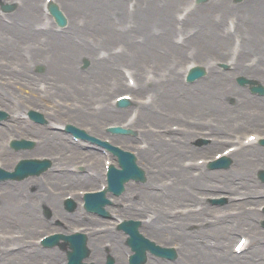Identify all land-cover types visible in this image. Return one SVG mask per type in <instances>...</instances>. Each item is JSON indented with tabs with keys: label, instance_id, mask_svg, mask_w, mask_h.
Wrapping results in <instances>:
<instances>
[{
	"label": "bare ground",
	"instance_id": "6f19581e",
	"mask_svg": "<svg viewBox=\"0 0 264 264\" xmlns=\"http://www.w3.org/2000/svg\"><path fill=\"white\" fill-rule=\"evenodd\" d=\"M23 1L26 2L25 8L8 15L10 23L0 20V32H3L0 40L6 44L4 47L0 42V55L10 60L23 57L21 67H14L13 73L10 70L5 72L17 74L22 81L10 84L6 81L9 79L7 75L0 74V80L5 81L0 82V106L8 113L9 125L22 119L31 108L41 111L48 125H43L41 129L42 124H39L38 131H32L34 129L25 128L21 124L13 126V132L18 137L37 135L34 148L22 151L17 156H51L56 169L67 168L76 157L94 159L97 155L94 151L82 152L60 129L70 123L87 129L91 135L101 137L105 134L103 123L106 120H121L122 114L127 112L112 106L111 99L115 92L130 91L132 97L138 99L136 94L147 95L152 91L155 101L149 105L141 104L142 114L138 120L127 123L130 127L140 129V143L136 147L138 163L144 166L149 179L140 187L132 186V193L137 191L132 205H123L119 210H111L112 213L117 218L128 215L142 218V232L167 239L173 243L170 245H178V252L183 256L175 264H264V231L253 223L260 214L257 207L264 201V184L256 177L258 169H264V162L259 148L250 149L255 148L259 138L248 144L241 137L236 140L238 146L229 153L232 157L236 155V158L232 160V169L226 172H208L203 164L193 162L199 154H210L215 149H221L220 141L211 142L202 148L191 145L193 138L199 136L193 131L208 129L207 126L203 129L200 122L206 112H212L225 125L224 128L214 127L217 132L228 131V106L217 100L223 93L226 96L235 93L226 82L228 78L242 75L248 80L253 78L264 84V39L261 34L264 31V0H256L254 3H251L253 0H246L233 9L236 17L241 20L238 32L242 36V45L233 64L241 71L231 76L220 72L213 62L215 53L222 57L229 54L231 36L219 30L222 22L208 15V12L204 14L199 11L196 14V10L182 7L181 0H56V6L68 24L60 27L61 32L57 28L53 30V24L46 29H43L42 23L34 25L42 14L40 0ZM211 2L207 0V3ZM131 3L136 6L135 12L129 10ZM222 7L226 13H232V5L224 4ZM188 24L191 27H184ZM199 27L204 33H200ZM175 31L182 35L185 46L192 48V61L200 62L212 72V77L201 80L203 82L191 88H185L180 82L186 48L175 45ZM247 55L255 57L256 66L245 64ZM128 62L134 68L132 74L137 80L135 86L124 82L122 75L117 73L122 66L129 69ZM83 63L87 65L82 66ZM3 64L0 57V67ZM40 65L44 67L47 76L34 75V68ZM148 67L153 68L151 70ZM40 77L48 80L45 82L48 85L46 88L42 87V80L38 79ZM72 90L83 97L85 104L91 98L99 100L100 111L93 113L85 104L84 109L70 108V104L65 101L72 96ZM178 92L182 93L181 97L176 95ZM215 92L218 94L214 95ZM251 104L262 114L256 118L257 113L247 110L248 104L235 108L244 120L240 129L261 128L262 132L264 101ZM175 124L179 129L169 135L160 131L170 129ZM49 126L61 128L50 131L47 129ZM5 133L1 128L0 134ZM124 139L117 137L115 140L126 142ZM57 154L60 155L59 159L54 157ZM8 155L3 156L4 162ZM48 179H52L51 183L45 185L32 181L34 190L29 191L30 196L26 199L20 197L19 190L29 188L28 180L25 186L15 187L10 184L9 189H4L5 193H0V229H7L3 236L7 246H0V264H37L39 259L48 257L53 260L49 264H57V259L63 255L57 250L45 254L27 248L29 240L48 224L47 220L38 215V200H44L43 206H49L70 224L79 223L74 219L78 213L72 216L61 209L60 196H51V205L48 198L43 199L44 190L56 189L55 194L60 191L63 194L67 187L79 183L77 179L65 169L52 174ZM156 187L162 188L169 195L155 191ZM209 188L219 189L228 197V203L224 206L226 210H222L221 216H216L212 210V215L205 217L207 207L202 204L203 198L206 199L205 194H208L204 190ZM127 196L129 188L125 194ZM247 205L251 206L246 208ZM177 208L184 210L179 212ZM233 208L244 210L242 213L237 212L236 216L226 214L227 210ZM152 214L154 217H151ZM233 219L239 222V228L231 225ZM90 222L94 223L92 219ZM192 224L200 225L201 228L192 230ZM18 227L23 230V235L17 231ZM235 232L247 233L252 237L246 243V247L251 249L250 254L237 256L233 251L229 254L228 246ZM94 235L105 236L106 233H94L90 241ZM98 243L99 240L95 239V244ZM9 246L19 249L16 253H9ZM92 250L94 256H104L105 251H101L99 245ZM147 264L174 263H154L149 260Z\"/></svg>",
	"mask_w": 264,
	"mask_h": 264
},
{
	"label": "rangeland",
	"instance_id": "374dc122",
	"mask_svg": "<svg viewBox=\"0 0 264 264\" xmlns=\"http://www.w3.org/2000/svg\"><path fill=\"white\" fill-rule=\"evenodd\" d=\"M182 1V0H181ZM254 2H257L256 0H253V1H251V3H254ZM212 4V3H211ZM209 5V4H208ZM200 7H202V6H200ZM201 9L199 8L197 11H200ZM217 10H216V8L214 9L213 8V6H210L209 7V9H207L206 10V12H205V14L207 13L208 15H211V16H213V14H214V16H216L217 14H219L218 13V11L216 12ZM232 16H235L234 14L232 15ZM204 33V32H203ZM261 34H262V36H263V38H264V31L263 32H261ZM232 44V40L230 39V43H229V45H231ZM215 54H217V53H215ZM36 72H38L40 75H45L46 76V73H44V71H42V70H36ZM44 73V74H43ZM227 82V81H226ZM225 86V85H224ZM223 86V87H224ZM222 88V87H221ZM218 93H214V95H217ZM77 95V94H76ZM176 95H178V93H176ZM69 100H71V99H69ZM91 105V104H90ZM125 117V115H123V118ZM106 122H109V121H106ZM105 138V137H104ZM104 138H103V140H104ZM76 187V186H75ZM50 231V230H49ZM43 233V232H42ZM158 239L160 240V241H162V238L161 237H159L158 236ZM236 240H237V237H235L233 240H232V242L230 243V245H232L233 246V244H234V242H236ZM262 249H263V251H264V245H263V247H262ZM63 251V250H62ZM66 256V254H64L59 260H58V262L59 261H61L64 257Z\"/></svg>",
	"mask_w": 264,
	"mask_h": 264
}]
</instances>
